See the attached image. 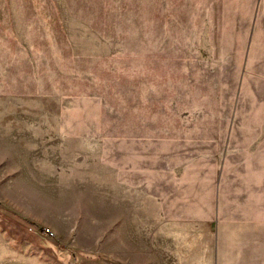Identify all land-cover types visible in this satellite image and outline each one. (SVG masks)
Returning <instances> with one entry per match:
<instances>
[{"label":"rangeland","instance_id":"374dc122","mask_svg":"<svg viewBox=\"0 0 264 264\" xmlns=\"http://www.w3.org/2000/svg\"><path fill=\"white\" fill-rule=\"evenodd\" d=\"M0 264H264V0H0Z\"/></svg>","mask_w":264,"mask_h":264},{"label":"trees","instance_id":"16d2710c","mask_svg":"<svg viewBox=\"0 0 264 264\" xmlns=\"http://www.w3.org/2000/svg\"><path fill=\"white\" fill-rule=\"evenodd\" d=\"M40 231H41V233H46V232H45L44 230H42V229H41Z\"/></svg>","mask_w":264,"mask_h":264}]
</instances>
